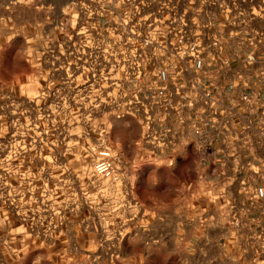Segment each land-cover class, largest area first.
Returning <instances> with one entry per match:
<instances>
[{"label": "rangeland", "instance_id": "1", "mask_svg": "<svg viewBox=\"0 0 264 264\" xmlns=\"http://www.w3.org/2000/svg\"><path fill=\"white\" fill-rule=\"evenodd\" d=\"M74 3L0 0V264H193L189 167L147 159L140 125L96 107L70 57Z\"/></svg>", "mask_w": 264, "mask_h": 264}, {"label": "built area", "instance_id": "2", "mask_svg": "<svg viewBox=\"0 0 264 264\" xmlns=\"http://www.w3.org/2000/svg\"><path fill=\"white\" fill-rule=\"evenodd\" d=\"M74 4L78 51L70 57L76 78L102 93L96 107L106 104L116 121L140 125L145 155L148 144L156 158L169 155L172 167L192 150L207 159L217 151L239 155L247 203L232 205L230 212L239 227L240 256L245 264H264V71L245 76L222 53L226 37L220 23L235 15L239 0ZM257 53L245 59L264 60ZM256 83L262 87L251 90ZM101 154L95 167L111 175L115 155L111 149Z\"/></svg>", "mask_w": 264, "mask_h": 264}, {"label": "crops", "instance_id": "3", "mask_svg": "<svg viewBox=\"0 0 264 264\" xmlns=\"http://www.w3.org/2000/svg\"><path fill=\"white\" fill-rule=\"evenodd\" d=\"M225 43L222 53L227 55L233 65L238 66L245 76L260 75L264 71V60L249 62L245 58L251 51L263 56L264 51V4L243 2L239 0V10L226 22L220 23ZM253 45H250V42ZM239 56V60L235 59ZM262 87L255 84L251 90ZM242 88L239 87V93ZM110 123H127L116 121L110 114ZM141 128L136 143L142 149ZM134 139V140H135ZM153 147L146 145V158L154 159ZM200 154L192 150L179 156L178 172L188 165L192 174L188 181L190 195L186 200L187 208L193 212L186 216L192 224L194 243H189L190 258L196 257L193 264H245L240 256L239 227L232 221L230 207L245 204L243 188L239 184V172L236 160L239 155H227L217 151L214 155ZM168 159L170 156L168 155ZM212 239H209V238ZM191 242V239H190ZM191 259V260H192ZM184 264V263H179Z\"/></svg>", "mask_w": 264, "mask_h": 264}, {"label": "flooded vegetation", "instance_id": "4", "mask_svg": "<svg viewBox=\"0 0 264 264\" xmlns=\"http://www.w3.org/2000/svg\"><path fill=\"white\" fill-rule=\"evenodd\" d=\"M140 152H141V154L145 155V152L143 149H141ZM172 164H173V167H177L178 166V159L175 158V160L172 162Z\"/></svg>", "mask_w": 264, "mask_h": 264}]
</instances>
